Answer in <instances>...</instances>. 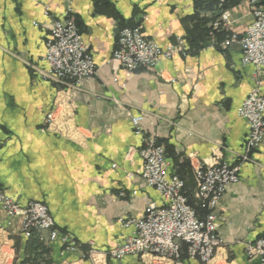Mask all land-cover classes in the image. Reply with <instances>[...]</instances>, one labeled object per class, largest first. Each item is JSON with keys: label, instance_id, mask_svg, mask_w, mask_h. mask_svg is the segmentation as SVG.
I'll return each instance as SVG.
<instances>
[{"label": "crops", "instance_id": "0c3cea01", "mask_svg": "<svg viewBox=\"0 0 264 264\" xmlns=\"http://www.w3.org/2000/svg\"><path fill=\"white\" fill-rule=\"evenodd\" d=\"M43 6L50 17L69 12L93 56L96 72L78 85L44 75L50 17ZM227 9L226 32H244L252 20L246 0ZM196 11L194 0H0V187L21 205L46 204L58 230L79 244L68 251L59 240L50 243V264H156L148 254L105 256L133 232L119 218H140L148 203L163 202L139 178L143 136L132 117H141L144 134L172 146L178 166L187 162L180 167L183 192L194 199L196 168L239 164L248 126L237 108L255 79L264 91V66L256 78L254 67L241 61L239 43L223 47L227 35L210 34L189 55L135 71L112 58L123 26L138 25L146 39L166 46L185 41ZM218 11L215 5L201 11L210 19L203 27ZM57 104L60 115L48 128L44 119ZM238 175L215 209L214 264H250L246 242L264 238V141L239 164ZM16 235L17 222L0 219L4 251L14 248ZM15 255L5 264H14Z\"/></svg>", "mask_w": 264, "mask_h": 264}, {"label": "built area", "instance_id": "2783aa9c", "mask_svg": "<svg viewBox=\"0 0 264 264\" xmlns=\"http://www.w3.org/2000/svg\"><path fill=\"white\" fill-rule=\"evenodd\" d=\"M246 2L250 8L251 22L242 33L231 31L221 45L227 47L231 43H239L242 63L252 65L254 75L259 78L264 66V5L260 0ZM43 13L50 17L47 6H43ZM49 19L50 35L42 57L47 65L44 75L56 82L78 85L82 79L96 72L93 56L69 12ZM33 23L38 25L37 22ZM212 25L214 28L228 29L229 9H223ZM175 54L189 55V48L184 40L160 46L146 39L141 27L136 25L118 30L112 58L119 61L124 68L135 71L155 65L160 58L170 59ZM58 109L57 104L46 115V127L56 124L60 115ZM237 114L248 126L240 164L264 141V91L261 90V80L255 79L254 86L238 106ZM140 121V116L132 117L136 132L143 136L139 149L142 165L138 175L146 186L158 192L163 202L159 206L154 202L148 203L140 218H119V225L132 226L133 232L105 252V256L120 260L126 256L148 254L156 264H183L180 249L182 243H185L187 257L196 258L201 264H214L216 249L220 245L215 209L227 185L239 181V164L216 162L211 166L195 169V200L208 211L205 218L200 219L183 192V179L170 171L163 146L157 143L155 137L142 132ZM0 219H4L7 226L17 222L18 233L24 238L34 232L44 244L49 245L59 240L68 251H75L79 245L70 234L58 230L46 204L31 200L21 205L1 187ZM245 251L250 264H264V238L246 242ZM4 252L5 256L2 255ZM93 252L94 250H89L91 256ZM12 256V246L5 251L0 246V264H5Z\"/></svg>", "mask_w": 264, "mask_h": 264}, {"label": "trees", "instance_id": "16d2710c", "mask_svg": "<svg viewBox=\"0 0 264 264\" xmlns=\"http://www.w3.org/2000/svg\"><path fill=\"white\" fill-rule=\"evenodd\" d=\"M240 0H194V5L197 9L192 17L193 28L185 38V41L189 48V53L192 52L193 48H199L206 36L210 34H216L219 38L224 37L225 34L228 36L230 32H226L225 29L218 27L214 28L213 25L210 27H203L210 19L206 18V15L201 14L202 10L211 9L213 5L217 6L218 13L211 17V21H214L220 14V12L228 8L230 5L237 3ZM215 17V18H214ZM124 27V26H123ZM203 27V28H202ZM225 38V37H224ZM223 38V39H224ZM158 144H163L166 147V155L170 157L174 164V172L183 178V172L180 167H187V162L183 161L182 165L178 166V155L175 154L171 145L165 140H157ZM188 199V203L195 209L198 217L204 219L207 215V209L201 207L200 203L194 199L193 194L184 193ZM16 258L14 264H50V248L48 245L41 242L36 233L32 232L29 237L24 238L21 235L14 236ZM187 245L182 243L180 254L181 258L187 257Z\"/></svg>", "mask_w": 264, "mask_h": 264}, {"label": "rangeland", "instance_id": "374dc122", "mask_svg": "<svg viewBox=\"0 0 264 264\" xmlns=\"http://www.w3.org/2000/svg\"><path fill=\"white\" fill-rule=\"evenodd\" d=\"M13 247H14L13 250L15 251V246L13 245ZM14 258H16V255L14 256Z\"/></svg>", "mask_w": 264, "mask_h": 264}]
</instances>
